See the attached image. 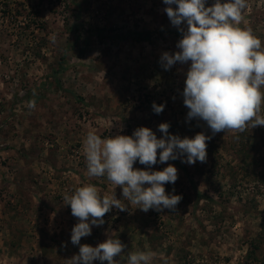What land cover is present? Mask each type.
<instances>
[{
	"label": "rangeland",
	"instance_id": "1",
	"mask_svg": "<svg viewBox=\"0 0 264 264\" xmlns=\"http://www.w3.org/2000/svg\"><path fill=\"white\" fill-rule=\"evenodd\" d=\"M247 5L241 27L264 47V0ZM166 7L163 0H0V264H71L78 219L63 197L77 187L90 183L128 204L120 186L87 174L89 131L104 139L148 127L161 138L158 126L168 123L181 138L212 136L202 121L186 120L189 65L159 63L182 38ZM206 143L204 163L152 166L178 169L175 184L165 185L166 194L182 196L176 211L113 207L80 243L119 239L127 246L114 258L119 264L139 251L155 253L152 264H264V127Z\"/></svg>",
	"mask_w": 264,
	"mask_h": 264
},
{
	"label": "clouds",
	"instance_id": "2",
	"mask_svg": "<svg viewBox=\"0 0 264 264\" xmlns=\"http://www.w3.org/2000/svg\"><path fill=\"white\" fill-rule=\"evenodd\" d=\"M163 3L168 6L165 12L171 24L182 38L176 44L178 51L163 52L159 63L164 70L177 63L189 65L182 92L188 109L186 120L202 121L212 136L200 132L192 138H181L169 133L168 123L158 126L161 138L148 127L136 128L131 136L117 134L104 139L89 131L83 142L87 174L106 176L112 184L120 186L128 204L115 195L101 196L90 183L63 197L71 214L78 219L70 239L79 246V252L70 259L71 264H93L96 260L101 264L105 261L119 264L114 258L127 247L119 239L109 237L95 247L80 243L81 238L91 235L92 226L105 223L103 218L113 207L127 211L129 205H138L145 213L150 209L176 211L182 196L166 194L165 185L175 184L178 169L169 164L154 171L153 165L176 159L189 165L204 163L206 141L216 134L242 133L249 126L264 127V116L260 115L264 104V47L251 27H241L247 0H215L211 6H206V0H163ZM28 107L34 109L35 100H30ZM164 107L152 104L156 114L163 112ZM137 161L145 168H134ZM155 256L145 251L129 253L127 264H152ZM162 264H168L167 260Z\"/></svg>",
	"mask_w": 264,
	"mask_h": 264
},
{
	"label": "trees",
	"instance_id": "3",
	"mask_svg": "<svg viewBox=\"0 0 264 264\" xmlns=\"http://www.w3.org/2000/svg\"><path fill=\"white\" fill-rule=\"evenodd\" d=\"M135 36H137V38H136L137 42H138V41L140 42V41H142V40H145V39H144L145 36H144L143 34L136 33Z\"/></svg>",
	"mask_w": 264,
	"mask_h": 264
}]
</instances>
